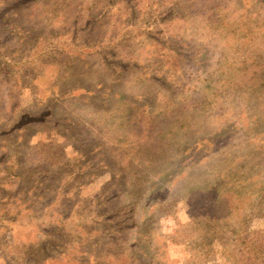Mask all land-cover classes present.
Wrapping results in <instances>:
<instances>
[{
	"label": "rangeland",
	"instance_id": "rangeland-1",
	"mask_svg": "<svg viewBox=\"0 0 264 264\" xmlns=\"http://www.w3.org/2000/svg\"><path fill=\"white\" fill-rule=\"evenodd\" d=\"M0 264H264V0H0Z\"/></svg>",
	"mask_w": 264,
	"mask_h": 264
}]
</instances>
